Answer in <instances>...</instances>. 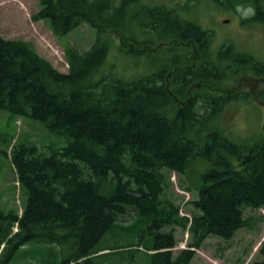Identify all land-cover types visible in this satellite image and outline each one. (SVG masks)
I'll return each instance as SVG.
<instances>
[{
	"label": "trees",
	"instance_id": "obj_1",
	"mask_svg": "<svg viewBox=\"0 0 264 264\" xmlns=\"http://www.w3.org/2000/svg\"><path fill=\"white\" fill-rule=\"evenodd\" d=\"M227 1L233 8L251 7L254 14L248 21L264 25L260 0ZM142 2L39 0L30 19L46 21L54 36L83 25L97 31L85 51L64 47L66 74L30 43L0 35V111L36 120L67 141L63 148L15 144L5 153L27 201L20 216L0 208V264H10L28 243L68 244L71 255L60 264H103L98 254L104 250L96 245L122 217L130 219L128 232L140 225L137 247L150 253L151 264H190L208 236L231 239L253 219L244 218L246 210L264 208V137L244 149L223 137L218 127L226 103L249 94L222 90L205 76L215 63H227L224 68L232 75L264 79V64L231 43L211 52L209 31L175 9L148 8ZM126 14L127 30L132 32L135 17L148 18L139 31L160 29L158 46L177 48L180 59L172 58L167 67L141 78L100 75L108 54L102 33L118 35L127 52L135 51L119 29ZM154 44L141 48L149 51ZM219 75L215 78L223 77ZM212 91L221 95L212 96ZM197 158L211 167L199 183L187 178L196 193L189 220L161 195L168 174L186 178ZM176 228L187 232L188 239L186 248L173 255ZM257 253L260 259L253 264H264V239Z\"/></svg>",
	"mask_w": 264,
	"mask_h": 264
},
{
	"label": "rangeland",
	"instance_id": "obj_2",
	"mask_svg": "<svg viewBox=\"0 0 264 264\" xmlns=\"http://www.w3.org/2000/svg\"><path fill=\"white\" fill-rule=\"evenodd\" d=\"M39 0H0V35L8 40H21L30 43L37 54L51 63L60 73L68 72L64 57V47L73 46L79 51L87 50L94 43L96 29L83 25L70 34L56 37L52 34L46 21L32 22L30 15L38 9ZM117 5L120 0H113ZM148 8L164 7L175 9L178 14L194 21L203 30L212 35L211 52H216L225 43H231L238 51L251 55L256 61L264 64V25L250 22L254 10L249 6L238 5L234 8L227 0H140ZM263 0H260V5ZM136 10V8H135ZM129 15L120 20V32L123 41L135 47L133 53L127 52V47L121 46L120 37L112 33H102V40L108 43L107 64L100 75L110 79L131 80L144 77L152 72L161 70L173 63L172 58L180 59V52L171 50L172 46H158L161 33L152 31L143 34L139 31L142 23L148 18L135 17L132 22V32L127 30ZM227 21V22H225ZM159 37V38H158ZM125 38H127L125 40ZM155 43L149 51H143V43ZM165 45V44H164ZM158 48H157V47ZM156 47V48H155ZM174 48V47H173ZM176 55V57H175ZM223 64L213 65L206 77L214 80L215 87L222 90H236L248 93V99L237 98L226 103L218 127L223 137L244 149L259 145L264 137V79L258 76L236 73L225 69ZM244 69H241L242 71ZM250 72L249 70L247 71ZM223 73L220 79L216 74ZM97 75L96 78H99ZM219 75V76H220ZM249 79V81H247ZM212 96H220V92L212 91ZM33 143L39 149L47 147L63 148L66 139L50 133L38 121L29 118L15 119L7 111H0V208L5 212L13 211L18 216L27 201V193L17 183L16 172L11 164L9 154L15 144ZM235 163V158H232ZM188 176H177L167 173L169 182L161 198H168L178 206L179 214L191 220L193 209L190 201L196 199L187 178L195 183L210 169V163L203 158L194 159ZM164 173H166L164 171ZM187 180V182H186ZM192 182V184H194ZM253 217L247 227L238 230L228 240L208 236L201 248L195 252L190 264H253L259 260L257 249L264 239V208L248 209L244 218ZM116 222L96 248L100 252L99 260L103 264H151L150 253L142 247H137L140 225L136 230L128 232L129 217H122ZM16 229H13V233ZM188 233L175 229L176 247L173 255L186 248ZM129 246H133L127 248ZM71 255V249L66 243L42 244L28 243L20 248L10 264H60Z\"/></svg>",
	"mask_w": 264,
	"mask_h": 264
},
{
	"label": "flooded vegetation",
	"instance_id": "obj_3",
	"mask_svg": "<svg viewBox=\"0 0 264 264\" xmlns=\"http://www.w3.org/2000/svg\"><path fill=\"white\" fill-rule=\"evenodd\" d=\"M262 8H263V10H264V0H263ZM260 79H263V78H260ZM263 82H264V81H263Z\"/></svg>",
	"mask_w": 264,
	"mask_h": 264
},
{
	"label": "water",
	"instance_id": "obj_4",
	"mask_svg": "<svg viewBox=\"0 0 264 264\" xmlns=\"http://www.w3.org/2000/svg\"><path fill=\"white\" fill-rule=\"evenodd\" d=\"M225 22H227V21H225ZM3 248V246L1 247V249Z\"/></svg>",
	"mask_w": 264,
	"mask_h": 264
}]
</instances>
